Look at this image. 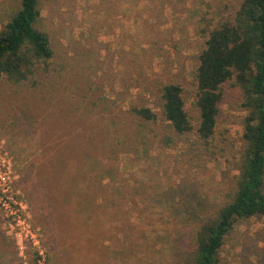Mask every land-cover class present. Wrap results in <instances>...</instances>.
<instances>
[{
	"label": "rangeland",
	"instance_id": "1",
	"mask_svg": "<svg viewBox=\"0 0 264 264\" xmlns=\"http://www.w3.org/2000/svg\"><path fill=\"white\" fill-rule=\"evenodd\" d=\"M240 1L40 0L37 27L48 33L51 58L23 86L0 79V169H10L15 202L14 214L0 207V264L66 263L37 177L43 168L82 160L98 161L103 178L114 169L98 189V222L86 230L91 238L105 231L103 254L94 238L87 241L94 248L87 254L99 261L93 264L193 263L191 220L226 200L245 111L231 90L219 106L216 134L203 143L170 130L158 89L178 82L197 124L191 93L201 32L232 20ZM17 7L15 0H0V27ZM131 106L151 108L157 120H134ZM129 237L135 245L126 262ZM219 264H264L262 218L234 225Z\"/></svg>",
	"mask_w": 264,
	"mask_h": 264
},
{
	"label": "trees",
	"instance_id": "2",
	"mask_svg": "<svg viewBox=\"0 0 264 264\" xmlns=\"http://www.w3.org/2000/svg\"><path fill=\"white\" fill-rule=\"evenodd\" d=\"M15 2L17 9L0 27V79L23 86L34 80L40 62L51 58L52 48L48 33L37 27L41 17L40 0ZM201 33L205 39L197 54L191 93L192 104L198 112L197 124L186 109L184 88L178 82L170 81L159 87V107L174 134L193 133L203 143H208L216 134L219 106L231 90L237 92L245 111L240 160L226 200L207 217L201 219L196 214L193 216L196 220H191L194 222L191 238L195 245L192 264H219L221 247L237 222L253 216L264 221V0H241L232 20ZM128 111L134 120L144 123L155 122L158 117L149 107L131 106ZM90 148L86 146L87 150ZM63 164L67 168L42 166V172L39 171L37 181L46 187V213L53 219L66 263L93 264L99 261L87 254L94 250L87 241L92 242L94 238L93 246L97 253L103 254L105 231L101 229L91 238L86 230L89 223L97 220L93 212L102 207L96 201L98 189L106 188L102 180L110 181L114 169L108 167L103 178L97 175L96 160L90 165L84 160L81 164L68 161ZM58 182L65 184L59 187ZM102 221L103 218L99 222ZM134 245L129 237L124 261L129 262Z\"/></svg>",
	"mask_w": 264,
	"mask_h": 264
},
{
	"label": "built area",
	"instance_id": "3",
	"mask_svg": "<svg viewBox=\"0 0 264 264\" xmlns=\"http://www.w3.org/2000/svg\"><path fill=\"white\" fill-rule=\"evenodd\" d=\"M2 165L3 161H2ZM9 174L10 169L7 166L6 170L3 172L0 169V207L4 210L9 211L11 214L15 213V209L13 208V204L15 203L11 194L9 187Z\"/></svg>",
	"mask_w": 264,
	"mask_h": 264
}]
</instances>
